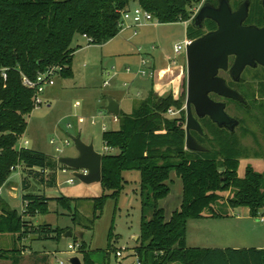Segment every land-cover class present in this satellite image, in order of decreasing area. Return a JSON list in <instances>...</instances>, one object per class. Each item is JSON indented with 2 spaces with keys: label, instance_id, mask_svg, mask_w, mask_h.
Segmentation results:
<instances>
[{
  "label": "trees",
  "instance_id": "16d2710c",
  "mask_svg": "<svg viewBox=\"0 0 264 264\" xmlns=\"http://www.w3.org/2000/svg\"><path fill=\"white\" fill-rule=\"evenodd\" d=\"M247 0H231L233 10ZM250 12L246 24L262 26L264 9L261 0H249ZM201 0H0V67L7 69V78L0 73V190L14 169L23 166L26 175L23 188H29L28 177L41 183L56 184L57 161L42 152L19 148L18 143L27 130V117L34 111V90L24 86L23 78L36 80L49 67L60 66L62 79H72V48L76 36H87L94 45H104L120 33L121 13L137 5L152 14L159 24L187 23V38L195 40L217 25L205 21L204 27L194 26V9ZM215 2H217L215 0ZM239 84L244 104H238L246 115L260 126L264 138V85L261 103L258 90ZM239 86V87H240ZM186 94H158L153 87L146 99L138 101L132 112L120 111L119 129L103 132V142L109 150L102 158L101 186L110 195L92 199L94 220L109 198L119 199L125 184V172L140 173L141 229L135 248L141 264H264V250L200 249L187 247V225L191 220L226 219L223 208H248L253 218L264 210V176L248 166L239 176L241 160L264 158L240 142L239 134L229 133L212 122L201 120L204 136L193 133L208 149L204 153L186 150V112L180 117H168L171 108L185 107ZM259 111L262 118L254 114ZM246 118L241 119V128ZM240 128V129H241ZM246 131H249L245 129ZM243 136L252 134L250 131ZM253 136H255L253 134ZM261 150V149H260ZM183 185L182 203L168 219L160 202L171 193V174ZM226 193L231 197L225 198ZM26 210L19 214L0 199V234L20 239L32 234L38 239L60 238L67 230L50 225L34 226L27 216L47 215L50 202L71 210L75 199L45 196H24ZM75 215V217H77ZM75 220V219H74ZM76 221V220H75ZM113 233H110V242ZM18 241V239H17ZM83 264H98L91 257L87 244L79 248ZM21 250H0V259L19 264Z\"/></svg>",
  "mask_w": 264,
  "mask_h": 264
},
{
  "label": "rangeland",
  "instance_id": "374dc122",
  "mask_svg": "<svg viewBox=\"0 0 264 264\" xmlns=\"http://www.w3.org/2000/svg\"><path fill=\"white\" fill-rule=\"evenodd\" d=\"M205 3L216 2L215 0H204ZM194 17L195 15H193ZM191 22L192 20L186 25L185 23L157 24L156 21H153L148 27L139 29V37L132 42L133 46L134 44L136 45V49L142 48L143 57L148 65L146 68L148 73L153 67H156L157 75L158 71L166 69L169 65L172 68L177 66L172 73L167 72L164 78L166 79L165 81L159 82L158 76L155 77V86L158 84L160 87L163 86L162 94L174 93L177 97L183 93L186 94L187 72L181 76L182 80L171 85L167 83L171 78V80L178 78L180 67L186 65L185 50L177 55L175 47L183 44L187 38ZM76 39L79 40L81 46L85 47L87 45L82 37L78 36ZM74 44L73 47H75ZM90 47V49L87 48L77 54L74 79L64 80L59 78L56 86L51 89L53 93L58 94L56 95L57 98L53 99L52 95L54 96V94L50 90L43 94L44 103L27 117V130L21 137L18 147L23 141L27 140L29 141V146L25 148L42 152L55 158L61 156L77 157L78 151L73 144L71 136L81 135L83 142L86 144L93 143L96 151L102 155L107 153L117 154L116 150L106 151L102 139L103 130L101 125L103 115L106 117L104 122L108 131L119 128V124L113 123L110 114H101L107 104V98L111 96L118 98L121 103V112L130 114L138 101L147 98L151 88V79H142L134 74L126 76L125 73L128 67L133 70V73L136 70L135 67L132 68V65L129 66L127 59L119 61L111 57L106 59L103 53L104 50L96 46ZM85 61L87 62L86 66H84ZM109 70L117 72L118 75L116 74V77L111 78L110 86H105L104 82L108 80L106 73ZM125 83L131 84L129 90L124 88ZM138 89L141 92L139 98L136 96ZM50 103L51 108L48 107ZM258 103L261 102L259 101ZM227 112L237 119L243 120L246 118L245 127H242L237 132L240 142L252 153L260 151L264 155V138L256 119H250L246 115L245 110H239L234 105H231ZM254 114L262 118L259 111H254ZM245 129L252 134L243 136L242 133H245ZM53 140H56L58 144L55 142L52 144ZM65 140H70L71 144L65 147ZM57 147H60L63 152H57ZM248 166L253 167L256 172L264 176V158L241 160L238 174H243ZM22 170L23 166L20 165L19 169L12 172L9 179L10 183L20 188L19 199L12 202V208L16 209L19 214L22 213L23 196L67 197L77 201L75 202L76 204H73L70 211L64 209L56 202H50L49 214L37 215L29 219L34 226L51 224L54 229L67 230V232L72 233L71 238H63V234L60 238L53 240H40L34 235L35 239L32 236V239L25 243V246L31 252L37 255L48 254L45 256L48 258L49 264H59L60 262L69 264V259L74 256H78L82 260L79 248L85 243L89 252H91V257L98 264H131L134 262L131 253H134L135 248L138 246L139 238L138 240L135 238L140 237L142 219L139 172L133 171L123 174L128 183L125 184L119 199L116 201L113 198H109L104 209L101 213H97L98 217L94 220L95 210L92 199L111 194V192L104 190L101 184L86 185L75 177L74 171L71 169H67V172L49 170L47 171L48 174L57 173V187L44 186L39 180L28 177L29 188L25 190L22 188L20 178ZM242 176L240 175V177ZM71 179L74 180V184L68 182ZM169 185L171 188L170 195L160 202V207L165 210L167 218H171L172 214L180 209L183 191L182 182L174 172L171 174ZM224 195L225 198L231 197L229 193ZM246 209L245 207H240L233 211L239 216H243L242 214H244ZM230 210V208L225 207L222 211L229 213ZM262 212L264 214V210ZM77 214L78 216L75 217ZM205 223L206 228L200 227L201 223L198 221L189 222L188 243L190 246L200 241L203 247H232L237 245L248 247L254 246L259 242L257 237L243 234V232L231 227H224L222 226L223 223H213L211 220ZM111 232L113 236L110 242ZM205 236L206 238L215 236V239L210 238V242H204ZM73 245L79 246L76 251L71 250L70 247ZM15 249L20 250L19 241L13 243L8 237L0 236V250ZM117 251H122V258H117ZM29 259L28 257L27 261ZM0 264L7 263L0 261Z\"/></svg>",
  "mask_w": 264,
  "mask_h": 264
},
{
  "label": "water",
  "instance_id": "95a60500",
  "mask_svg": "<svg viewBox=\"0 0 264 264\" xmlns=\"http://www.w3.org/2000/svg\"><path fill=\"white\" fill-rule=\"evenodd\" d=\"M217 5L205 3L194 17V26L203 28L205 21L214 22L218 29L195 39L186 49V150L204 153L208 150L200 144L192 132L204 136L201 120L209 118L218 128L234 133L241 126L238 119L226 112V104L210 98L211 94L227 100L245 103L240 93L228 87L219 77L220 70H228L229 58L235 63L230 70L232 79L239 82L244 69L260 64L264 67V27L246 26L250 1H245L233 11L231 0H216ZM264 8V0H262ZM105 111L120 115L119 103L108 97ZM77 157H60L59 165L74 171V175L86 185L100 184L102 180L103 155L96 151L93 143L86 144L81 136H71ZM67 232L63 238H71ZM83 237V235H81ZM138 240V237H136ZM69 264H83L78 256L71 257Z\"/></svg>",
  "mask_w": 264,
  "mask_h": 264
},
{
  "label": "crops",
  "instance_id": "0c3cea01",
  "mask_svg": "<svg viewBox=\"0 0 264 264\" xmlns=\"http://www.w3.org/2000/svg\"><path fill=\"white\" fill-rule=\"evenodd\" d=\"M136 6L137 5L132 6L131 9H133ZM185 24L187 25L188 22L185 23ZM146 27H148V26H145V27H142V28H146ZM131 33L133 34V32L130 31V30H127V31H124V32H120L119 35L116 38H114L113 40H111L110 42H108V43H106L104 45H99V46L98 45H89V43L87 42V39L84 38L83 36H80L87 43V45H85V47L81 46L79 40L76 39L79 35L76 36V38L74 40V43L75 44L73 43L75 47H73V45H72V48L75 49V52L73 54V65H72V70H73V73H74V77H75L74 69L76 67L75 66L76 65L75 64V59H76L77 54L79 52H82V51L86 50L87 48L90 49L91 48L90 46H96L97 48H101L102 50H104L103 53H104V56H105L106 59H108L109 57L113 58L114 60L116 59V61L127 59V62L129 64V66L132 65V68L135 67L136 70H134V71L136 72L139 69V64H140L139 57L141 58V56H140V54L137 51L138 49L135 48L136 45L134 44V46H133V43L132 42L134 40H136L139 37L140 34H138L137 36H134ZM86 65H87V62L85 61L84 62V66H86ZM169 66L166 69H162V70L169 69L170 70L169 72L172 73L173 70L175 71V69L177 68V66H176V68L175 67L172 68V67H169ZM154 69H156V67H154ZM185 73H186V65L180 67V70L178 71V74H180L179 77L176 78L175 80H171L172 79L171 78L170 81H168L167 84H170L171 85L174 82H178V81L182 80L181 79V76L183 74L185 75ZM125 75L126 76H130L131 74L125 73ZM74 77L72 79H74ZM64 80H67V79H64ZM163 80L165 81L166 79L159 78L158 77V81L159 82H161V81L163 82ZM54 87L48 88L46 90V92L48 90H50V92L53 93V91L51 89L54 88ZM152 87H153V89L158 94L164 95V94L161 93V91L163 89V86L160 87L159 84L157 86H155L154 80H151V88ZM137 91H138L137 93H140V95H141V92L139 91V89ZM137 93H136V95H137ZM53 94H54V96L52 95V97H54L53 99L55 100L57 98L56 95H58V94L57 93H53ZM110 98L116 100L119 103V105H120V111H121V103L118 100V98L116 99V97H113V96H111ZM48 107L51 108V103L48 105ZM34 110H36V109H34ZM105 113H106V111H105V107H104V109L101 112V114H105ZM102 117H103L102 118L103 122H102V125L101 126H103V124H105L104 120L106 119L105 115H103ZM69 127H71V126H69ZM102 136H103V134H102ZM81 139H82V136H81ZM55 142H57V141L55 140ZM26 146H29V141H27V140L23 141L20 144L19 148H25ZM111 151H113V150H111ZM111 151H109V152H111ZM46 155H48V154H46ZM61 157H63V156H61ZM53 158L57 161L60 157H58V158L53 157ZM59 166L60 167H58L57 170H61L62 167H63L61 165H59ZM17 169H19V167ZM244 173L243 174H240V175L242 176V175H244ZM25 177H26V175H24L23 170H22V174L20 173L22 188H23V181H24V178ZM43 185L44 186H50L49 183H46V184H43ZM57 186H58V182H57V176H56V184L54 186H50V187L53 188V187H57ZM0 191H1L0 192V199L3 201L4 204H6L11 209H13L12 208V202L19 199V197H20V188L17 187V186H15L14 184L10 183L9 180H8V182L6 183V185ZM48 198L55 199L54 197H48ZM56 198H60V197H56ZM22 203H23V206H22V213L21 214H23L25 212V210H26V202L24 201V196L22 197ZM13 210H16V209H13ZM233 210L234 209H231L230 210V212H229L230 217L229 218H226V219H211V218H206V219H202V220H191V221H198V222H200L201 224L199 226L200 227H204V228H206V223L205 222H209L210 220L213 221V223H217V222L223 223L222 226H224V227H231V228H233V229H235L237 231L243 232V234L250 235L251 237H257L258 240H259V242L256 245H254V246H248V247H241L239 245L232 246V247L231 246H224V247H219V246H217V247H203V246H201L202 244H201V241H200V242H196V243H194V245H191L190 246L189 243H188V239H189V234H188L189 232H188V230H189V222H190L189 221L188 222V225H187V238H186L187 247L188 248H200V249H235V250L257 249V250H264V214H262L263 212H261V214H260V216L258 218H253V217H251L250 211H249L248 208L246 209V211H244V214H242L243 216H239ZM0 213H1V208H0ZM30 218H31L30 216H27L24 219L26 221L32 223L31 221H29ZM168 219H170V218H168ZM48 225H50L53 228V226L51 224H48ZM0 236L8 237L9 240H11V242H13V243L15 241H17V239H18V241L20 243V250H21V258H20L19 264H49V260L45 256V255H48V254H45L44 253L45 255H42V254L37 255V254L31 252L29 250V248L27 246H25L26 241L32 239V236H33V239H35L34 238V235L27 234L26 236H23L21 239L19 237L17 238V236H16V238L14 236L1 235V234H0ZM219 236H220V234H219ZM214 237H207L206 238V236H205L204 237L205 238L204 239V242H210V238L215 239ZM28 257L31 260L29 259L27 261ZM0 261H3L5 263H7V264H12V261L11 260L0 259Z\"/></svg>",
  "mask_w": 264,
  "mask_h": 264
},
{
  "label": "built area",
  "instance_id": "2783aa9c",
  "mask_svg": "<svg viewBox=\"0 0 264 264\" xmlns=\"http://www.w3.org/2000/svg\"><path fill=\"white\" fill-rule=\"evenodd\" d=\"M203 5H204V0L202 1V3L200 2L199 6L197 8L194 9V15L195 16L199 12L200 8ZM192 19H194V18L192 17ZM153 21H156V20L154 19L152 14L145 11L140 6H136L133 9H130L128 11H124L121 13V20L119 22L120 32L130 30L133 32L134 36H137L139 34V29H141L142 27L150 25V23H152ZM157 24H159V23L157 22ZM83 37L87 39V42L89 43V45H94L93 40L91 38H89L87 36H83ZM192 41L193 40L186 38L185 41L183 42V44H179L175 47V53L177 55H179V54H181V52L183 50H185V52H186L187 46L190 45ZM137 51L141 56L139 69L135 73H133V70L130 67H128L126 69L127 74H134L135 76H138L139 78H142V79L149 78L151 80H154L156 76H158L159 78H165L167 72L170 71L169 69L160 70V71H158V74L156 75V70L154 69V67L153 68L151 67L152 69L148 73V71L146 70L148 65H147L146 59L143 57L142 48L141 47L138 48ZM61 71H62V67L53 66V67H49L46 71L39 73L37 75L36 80H34V81H31L26 77L23 78L24 86L29 88V89L34 90V92H35L34 98H33L35 109H39L43 105V103H44L43 99H42L43 94L46 92V90L48 88L54 87L56 85V81L60 77ZM6 72H7V69L0 67V73L4 79L7 78ZM116 74L118 75L117 72L111 71V70H109L106 73L108 80L105 81V83H104L105 86H110L111 78L116 77ZM130 87H131V84H129V83L124 84V88H127V90H129ZM136 96L139 98L141 95H140V93H137ZM183 110L186 112L185 107L181 110L171 108L168 111L167 115H168V117H171V118H177V117H180V114ZM111 117H112L113 123L119 124V118L117 116L111 115ZM93 124H95V122H93ZM102 130H103V132L108 131L107 126L105 124H103ZM54 142L55 141L53 140L51 143L54 144ZM70 144H71L70 140L64 141L65 147L69 146ZM104 148L106 151H110L108 147L105 146ZM56 150H57V152H60V153L63 152L60 147H57ZM16 169H14L13 171H15ZM67 169L68 168H66V167H62L61 170L63 172H67ZM68 182L70 184H74L73 179L69 180ZM78 247L79 246H77V245H73L70 248H71V250L76 251L78 249ZM131 254H132L131 257L134 259V262L131 264H141L138 255L135 252L131 253ZM116 256H117V258H122L123 257L122 251H117ZM60 264H63V262H61Z\"/></svg>",
  "mask_w": 264,
  "mask_h": 264
},
{
  "label": "flooded vegetation",
  "instance_id": "af4514ba",
  "mask_svg": "<svg viewBox=\"0 0 264 264\" xmlns=\"http://www.w3.org/2000/svg\"><path fill=\"white\" fill-rule=\"evenodd\" d=\"M212 4L217 5V2L216 3H212ZM261 5H262V0H261ZM262 7H263V5H262ZM237 10L238 9L233 10V11H237ZM245 25L246 26H250L249 24H246V23H245ZM257 27L263 28L264 24L262 26H257ZM217 29H218V27H216V29H214L212 31H216ZM212 31H207L206 30V33H209V32H212ZM234 63H235V57L232 56V57L229 58L228 70H225V71L224 70H220L218 76L226 80V83H227L228 87H230L231 89L237 91L240 94H241V92H240L239 89H242V87L239 84H241L242 80H244L245 81V82H243L244 86L246 85V87H248V88L251 87L254 90H256V89L258 90L257 95H256V100H258V102H259L261 100V92H260L261 89H262L261 85H264V67H262L260 64H257L255 67H251V66L246 67L244 69L242 75H241L240 81L239 82H235L232 79L231 74H230V70L233 67ZM210 98L212 100L216 101V102L225 103L226 104V112L230 109L231 105H234L236 108L241 110L239 105H238V104H242L240 102L233 101V100H227V99H224V98H222V97H220L218 95H215V94H211ZM228 114L230 115V113H228ZM235 119H237V118H235ZM204 120H206L207 122L208 121L212 122L209 118H205ZM238 120L241 122V119H238ZM241 125H242V123H241ZM185 126H186V124H185ZM240 128H241V126L238 129H236V131L234 133H236L238 130H240ZM223 130H225V129H223ZM192 133H195V132H192ZM234 133H232V134H234Z\"/></svg>",
  "mask_w": 264,
  "mask_h": 264
}]
</instances>
